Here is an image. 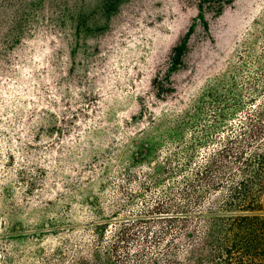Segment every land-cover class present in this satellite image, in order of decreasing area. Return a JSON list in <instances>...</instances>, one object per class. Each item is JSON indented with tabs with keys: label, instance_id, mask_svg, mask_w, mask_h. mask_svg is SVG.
Returning <instances> with one entry per match:
<instances>
[{
	"label": "rangeland",
	"instance_id": "374dc122",
	"mask_svg": "<svg viewBox=\"0 0 264 264\" xmlns=\"http://www.w3.org/2000/svg\"><path fill=\"white\" fill-rule=\"evenodd\" d=\"M198 4L0 0V264L85 257L264 99V0Z\"/></svg>",
	"mask_w": 264,
	"mask_h": 264
},
{
	"label": "trees",
	"instance_id": "16d2710c",
	"mask_svg": "<svg viewBox=\"0 0 264 264\" xmlns=\"http://www.w3.org/2000/svg\"><path fill=\"white\" fill-rule=\"evenodd\" d=\"M213 1L199 0L203 20ZM191 32L174 48L172 70ZM216 129L205 155L188 152L174 170L179 176L152 207L143 204V215L110 238L100 236L73 264H264V99ZM151 212H159L164 225L158 231L144 228L145 237L131 253L127 243L135 227L154 219Z\"/></svg>",
	"mask_w": 264,
	"mask_h": 264
}]
</instances>
